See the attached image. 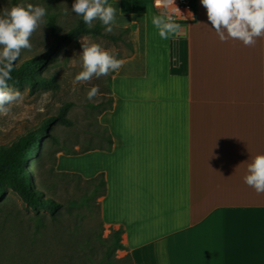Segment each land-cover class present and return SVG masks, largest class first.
Masks as SVG:
<instances>
[{
  "label": "crops",
  "instance_id": "crops-1",
  "mask_svg": "<svg viewBox=\"0 0 264 264\" xmlns=\"http://www.w3.org/2000/svg\"><path fill=\"white\" fill-rule=\"evenodd\" d=\"M128 32L124 66L109 75L98 124L110 149L80 170L102 174L103 226L119 230L131 264H264V193L244 182L264 154V37L220 41L195 0L194 20L163 40L151 0H110Z\"/></svg>",
  "mask_w": 264,
  "mask_h": 264
},
{
  "label": "rangeland",
  "instance_id": "rangeland-1",
  "mask_svg": "<svg viewBox=\"0 0 264 264\" xmlns=\"http://www.w3.org/2000/svg\"><path fill=\"white\" fill-rule=\"evenodd\" d=\"M10 1L0 0V10L10 8ZM16 1L47 10L45 23L31 37V50H23L19 60L40 53L50 43V17L58 33L66 32L78 18L71 12L75 0ZM94 26L100 34L81 35L62 43L41 71L42 76L56 82L55 89L13 87L22 92L24 99L8 115H0V145L9 144L64 105H69L66 118L70 121L66 126L53 125L52 138L43 139L34 154L27 157V170L33 172L35 189L59 204L57 211L30 209L7 187L0 195V264H130L128 257L118 253L115 247L116 230L108 231L100 220L96 192L101 189L97 182L57 169L61 155H65L60 161L66 171L72 167L80 170L87 162L81 156L67 158L69 153L105 147L106 133L97 117L109 106V75L74 84V77L82 70L81 40L114 49L121 59L128 55V32L114 26L112 33H106L99 20L93 21ZM95 85L99 86V94L88 100L87 92Z\"/></svg>",
  "mask_w": 264,
  "mask_h": 264
},
{
  "label": "clouds",
  "instance_id": "clouds-1",
  "mask_svg": "<svg viewBox=\"0 0 264 264\" xmlns=\"http://www.w3.org/2000/svg\"><path fill=\"white\" fill-rule=\"evenodd\" d=\"M200 3L206 9L211 28L220 41L238 40L250 47L255 45L257 38L264 37V0H200ZM156 4L158 7L163 4L165 9L175 5L174 0H156ZM117 10L108 0H75L71 7V12L81 16L87 27L92 28L93 21L99 20L106 33H112L116 25ZM67 11L66 8L65 13ZM46 14L45 7L31 3L0 10V115H8L13 106L24 99L22 92L9 86L8 82L12 80L11 73L22 51L31 50V37L45 23ZM188 16L192 17L190 11ZM152 24L163 40L181 32V24L167 11L153 16ZM81 46L79 57L82 70L74 77V84L106 77L118 72L125 64L123 59L117 58L114 49L108 50L86 40H81ZM71 60L75 64V60ZM98 94L99 86H92L87 92V99L92 100ZM247 172L244 182L257 193H264V154L252 159Z\"/></svg>",
  "mask_w": 264,
  "mask_h": 264
},
{
  "label": "trees",
  "instance_id": "trees-1",
  "mask_svg": "<svg viewBox=\"0 0 264 264\" xmlns=\"http://www.w3.org/2000/svg\"><path fill=\"white\" fill-rule=\"evenodd\" d=\"M193 1L195 7V0ZM109 2L110 0H108ZM16 4H18L16 0L10 1V7ZM48 29L51 35L50 43L40 53L16 62L14 71L11 73L12 80L8 82L9 86L19 87L27 85L31 89H55L56 82L52 78L42 76L41 71L45 69L46 64L52 59L53 54L58 50L60 45L74 41L81 35L100 34V31L95 26L92 28L87 27L81 16H78L76 23L64 33L57 32L55 21L50 17L48 20ZM110 102L111 100L109 99V105ZM68 108L69 105L62 106L56 114L45 117L9 144L0 145V195L5 187H7L30 209L37 210L42 208L48 210L50 213L57 211L59 204L46 197L42 191L35 189L33 172L27 170V157L34 154L43 139L52 138L51 128L53 125L62 124L66 126L70 124V121L66 118ZM102 129L106 133L104 137L105 147L87 148L80 152H72L69 154H79L90 149H110L112 141L106 130L104 128ZM87 181L97 182L98 187L101 189L100 192L99 190L96 192L97 197L103 195L104 181L102 174ZM120 233L119 230L113 232L116 249H121V245L119 244Z\"/></svg>",
  "mask_w": 264,
  "mask_h": 264
},
{
  "label": "built area",
  "instance_id": "built-area-1",
  "mask_svg": "<svg viewBox=\"0 0 264 264\" xmlns=\"http://www.w3.org/2000/svg\"><path fill=\"white\" fill-rule=\"evenodd\" d=\"M175 5L164 8L163 4L159 7L156 4V0H151L152 8L159 14L164 11L174 15V19L177 23H191L194 20L195 7L193 0H174ZM176 7L179 9L177 11ZM189 11L192 13V17L188 16ZM186 17V18H185Z\"/></svg>",
  "mask_w": 264,
  "mask_h": 264
}]
</instances>
